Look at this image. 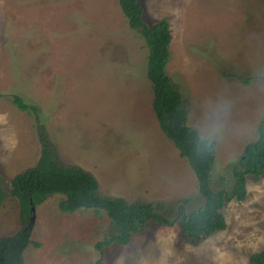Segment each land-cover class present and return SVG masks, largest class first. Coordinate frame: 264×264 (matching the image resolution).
Wrapping results in <instances>:
<instances>
[{"label": "rangeland", "instance_id": "1", "mask_svg": "<svg viewBox=\"0 0 264 264\" xmlns=\"http://www.w3.org/2000/svg\"><path fill=\"white\" fill-rule=\"evenodd\" d=\"M137 1L145 21L166 18L171 89L212 151L210 189L228 190L264 117V0ZM147 52L117 0H0V237L28 224L9 183L37 161V123L57 161L89 172L99 194L150 203L173 221L101 251L96 243L111 229L105 211L62 212L53 194L33 205L30 238L39 246L26 248L22 264H249L264 247V173L246 174L245 196L224 204V230L194 244L182 236L177 205L190 214L203 199L156 121ZM10 92L37 105L40 120Z\"/></svg>", "mask_w": 264, "mask_h": 264}, {"label": "trees", "instance_id": "2", "mask_svg": "<svg viewBox=\"0 0 264 264\" xmlns=\"http://www.w3.org/2000/svg\"><path fill=\"white\" fill-rule=\"evenodd\" d=\"M127 26L142 38L147 47L146 76L152 90V107L159 128L183 156L196 181L198 193L203 199L202 207L186 214L181 204L177 206L176 217L182 236L191 243H198L217 231L226 228L222 213L224 204L230 200H240L245 196V175L264 173V117L257 127L254 138L247 140L238 157V165L232 173L229 189L212 191L208 185V172L212 163V151L207 141L186 123L187 110L181 108L179 97L172 91L166 64L169 59L170 31L165 17L147 22L142 17L137 0H117ZM229 76V75H227ZM234 76V75H232ZM11 101L20 110L30 113L36 122L40 120V109L27 102L19 93L10 92ZM41 127L40 153L35 164L16 173L10 179L11 194L16 196L20 210L26 219L29 214V201L32 205L41 203L46 197L58 194L57 209L74 213L80 209H93L100 214L105 211L111 221L109 234L96 243L102 251L111 243L126 244L133 234L146 228L151 222L172 224L165 214L157 212L150 203L128 202L119 196L101 195L97 192L95 178L81 167L61 165L46 141L43 124ZM5 192L4 181L0 176V202ZM30 231L19 229L0 237V264H22L23 253L33 244ZM249 264H264V247L250 253ZM96 264H102L98 258Z\"/></svg>", "mask_w": 264, "mask_h": 264}, {"label": "water", "instance_id": "3", "mask_svg": "<svg viewBox=\"0 0 264 264\" xmlns=\"http://www.w3.org/2000/svg\"><path fill=\"white\" fill-rule=\"evenodd\" d=\"M29 217L28 224L24 227L23 231H30L33 227V222L35 219V209L33 208L32 203L29 201Z\"/></svg>", "mask_w": 264, "mask_h": 264}]
</instances>
